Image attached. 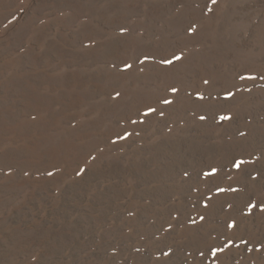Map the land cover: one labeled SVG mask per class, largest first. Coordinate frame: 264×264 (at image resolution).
I'll use <instances>...</instances> for the list:
<instances>
[{
    "label": "rangeland",
    "instance_id": "obj_1",
    "mask_svg": "<svg viewBox=\"0 0 264 264\" xmlns=\"http://www.w3.org/2000/svg\"><path fill=\"white\" fill-rule=\"evenodd\" d=\"M262 207L264 0H0V264H264Z\"/></svg>",
    "mask_w": 264,
    "mask_h": 264
},
{
    "label": "snow or ice",
    "instance_id": "obj_2",
    "mask_svg": "<svg viewBox=\"0 0 264 264\" xmlns=\"http://www.w3.org/2000/svg\"><path fill=\"white\" fill-rule=\"evenodd\" d=\"M122 31H124V29H122ZM192 31H195V30L193 29ZM181 59H183L182 56H175V57H174V60H181ZM174 60H173V59H163V60H161V63H162V64H168V65H171V64L174 63ZM126 67H127V68H131V65H130V64H126ZM204 83H205V84H209V81H208V80H205ZM179 91H180V89L177 88V87H172V88H171V92H173V93H179ZM119 95H120V94L117 93V96H119ZM197 95H198L199 99H201V100L203 99V95H202V94H199V93H198ZM233 95H234V93H232V92H228V93H227V96H228V97H231V96H233ZM163 103H164V104H168V105H170V104L173 103V101H172V100H168V99H164V100H163ZM155 111H156L155 108H151V107H150V108L148 109V113H153V112H155ZM159 115H160V116H163L164 113H163V112H160ZM201 119H205V117H201ZM220 119H221V120H226V119H231V117L221 116ZM132 123H137V121L133 120ZM131 135H132L131 133H127V132H125L124 135H123V136H120L119 138L126 139L128 136H131ZM248 163H249V161H246V160H243V159H234V161H233V167H234L235 169H237L238 171H240V172L243 174L246 170H245L244 168H242V165H247ZM220 172H221V169H220V168L213 167V168L211 169V171L202 172V176L205 177V178H211V179H213V180H219V179L221 178L220 175H219ZM78 174H79V173H78ZM49 175H52V173H49ZM184 175L187 176L188 173L185 172ZM247 175H248L249 177H252L253 179L255 178V177L252 176V173H247ZM260 175H261V171H257V172H256V176H260ZM227 178H228L229 180L232 179L231 176H228ZM215 190H216L218 193H219V192H226V191H231V192H234V193H240V192L242 191V188H234V187H232L231 185H229L228 188H223V187H220L219 184H217ZM209 199H210V198H209ZM204 207H205V208L208 207V202H207V200L204 201ZM229 207H231V205H229ZM246 207H248L249 210H251V209H255V208L257 207V205H256V204H253V203H251V202H249V203L246 205ZM262 210H264V207H262ZM199 220H200L201 222L205 221V216L201 215V216L199 217ZM191 223H194V224H195V223H196V220H191ZM171 227H172V226L169 225V229H171ZM227 227H229V228H238L239 225L237 224V221H236V220H232L231 222H229V223L227 224ZM228 247H229V245H228V244H225V245L222 246V247L213 248V249H211V254H212L213 257H216L217 260H219L220 257L218 256V253H225L226 248H228ZM262 247H264V245H262ZM163 254H164L165 256H168V255H169V252H164ZM201 255H203V253H201Z\"/></svg>",
    "mask_w": 264,
    "mask_h": 264
}]
</instances>
